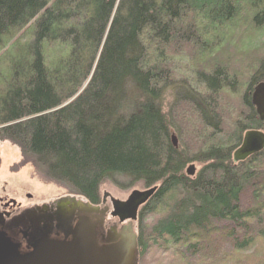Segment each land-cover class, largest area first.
Instances as JSON below:
<instances>
[{
  "label": "trees",
  "instance_id": "obj_1",
  "mask_svg": "<svg viewBox=\"0 0 264 264\" xmlns=\"http://www.w3.org/2000/svg\"><path fill=\"white\" fill-rule=\"evenodd\" d=\"M27 27L0 80V141L36 178L91 205L104 184L157 186L138 214L140 256L214 264L201 243L219 225L222 264L264 245V149L232 161L245 132L264 131L251 105L264 58L190 63L197 46L223 58L234 37L264 34V0H0V45Z\"/></svg>",
  "mask_w": 264,
  "mask_h": 264
},
{
  "label": "water",
  "instance_id": "obj_2",
  "mask_svg": "<svg viewBox=\"0 0 264 264\" xmlns=\"http://www.w3.org/2000/svg\"><path fill=\"white\" fill-rule=\"evenodd\" d=\"M251 105L264 122V82L253 88ZM175 142L171 136L174 148ZM263 149L264 132L247 131L232 161L244 162ZM194 172L191 165L186 170L189 177ZM156 190L157 186L133 190L123 201L104 193L102 204L108 199L110 209L66 195L56 201L54 213H47L43 206L25 209L13 217L0 214V264H138V241L130 222L137 220L140 209ZM108 216L128 225L105 230Z\"/></svg>",
  "mask_w": 264,
  "mask_h": 264
},
{
  "label": "rangeland",
  "instance_id": "obj_3",
  "mask_svg": "<svg viewBox=\"0 0 264 264\" xmlns=\"http://www.w3.org/2000/svg\"><path fill=\"white\" fill-rule=\"evenodd\" d=\"M28 30L29 27L20 32L12 33L2 38L0 45V80H3L1 76H7L8 67H11V64L15 63L13 62L14 57L11 55H15L16 45L18 43L23 44L28 41V37L25 35ZM259 33L260 34H257L254 31H251L246 37H234L232 40L225 43L224 51L226 50V53H223V58H221L220 49H217L216 51H213L212 54L205 56V59L203 57H197L199 52V46H197L195 47V51L192 52V55H190V63L192 62L193 68L196 70L198 69V66H201L203 71H209L215 65V62L220 60L225 61L224 58L229 55V57L233 58L231 59L233 68H238V61L244 59L243 57H245L247 53H259L252 57L251 64L253 67V63L257 60V58L259 60L264 58V34H262V31ZM52 48L53 47L50 49ZM8 73H10L9 70ZM1 86H3V82L1 83L0 87ZM222 110L223 113L226 111L224 108ZM171 136L175 137V143L177 145L176 148H178L179 142L177 136L175 133H172ZM188 147L189 146L186 143L184 145L186 152ZM190 165L194 167V173L200 169V166L196 163H190L185 167V172ZM124 181V179H120L119 182L123 183ZM133 190H144V188L140 185H135L130 189H123L122 187H115L111 184H104L99 189L100 201L102 200L101 198L104 193H109L113 198L123 201ZM65 195H67L66 192L61 188H58L53 184L44 183L36 178L32 172V169L28 165L23 166L21 163L20 152L17 147L13 146L9 142L0 141V197H5V206H14L19 203L22 209L25 210L36 206L40 207L42 205H48L52 203L54 199H60L65 197ZM12 201H14V203H12ZM97 206H104L109 209L111 208V204L109 203L108 199L106 200V204H99ZM7 213H9L11 216L10 212ZM164 214L165 212L161 211L158 212L157 215L154 214L150 217H146L145 223H153L156 221V218H159ZM3 218L6 219L5 217ZM105 223L107 228L113 226L120 228L122 225H128L126 222L120 224L118 223L117 219L111 218L110 216L107 217ZM139 224L138 218L136 221L130 222L132 232L137 236V239L139 236ZM256 226L262 227L264 226V222L260 224L258 223ZM223 227V225H219L217 228H214L213 232L210 233V239L201 243V245H204L205 248H214L213 252H216L215 248L217 247V258L214 264H222L221 258L225 256V252L228 250V245H224L221 241L222 232L219 233V231L225 229ZM208 255H210V253ZM262 257H264V245L259 243L255 245L254 249L252 248L249 251L237 254L233 253L227 263L224 262V264H255L256 261ZM176 260L177 256H175L172 252L162 248L160 250L154 248L149 252L142 254L141 256L139 255L138 264H175ZM193 261L195 264H200L202 262V260L196 259ZM188 263L193 264L191 261ZM177 264L185 263L178 262Z\"/></svg>",
  "mask_w": 264,
  "mask_h": 264
},
{
  "label": "flooded vegetation",
  "instance_id": "obj_4",
  "mask_svg": "<svg viewBox=\"0 0 264 264\" xmlns=\"http://www.w3.org/2000/svg\"><path fill=\"white\" fill-rule=\"evenodd\" d=\"M66 196V195H65ZM59 198H56V199H54L53 201H52V203H50V204H48V205H42V206H40L39 207V209H42V207L43 206H46V212L47 213H54L55 211H56V209H57V200H58ZM102 199V198H101ZM85 201V200H84ZM5 197H0V214H4V213H7V212H10L11 213V216L10 217H13V216H15V215H18L19 213H21L22 211H24V209H22V207L20 206V204L18 203V204H16V205H12V206H7V208H6V206H5ZM87 202V201H86ZM13 203V202H12ZM99 204L100 205H103L102 204V200L99 202ZM99 204H97V205H99ZM104 204H106V202L104 203ZM35 205H36V203H35ZM36 207H38V206H36ZM36 207H33V208H36ZM30 209V208H29ZM104 229L106 230V229H108L107 228V226H106V223H105V226H104Z\"/></svg>",
  "mask_w": 264,
  "mask_h": 264
}]
</instances>
